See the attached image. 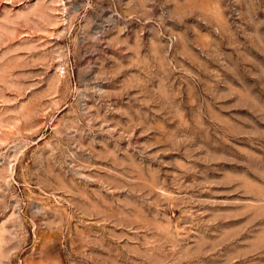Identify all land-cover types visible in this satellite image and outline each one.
<instances>
[{"label": "rangeland", "instance_id": "obj_1", "mask_svg": "<svg viewBox=\"0 0 264 264\" xmlns=\"http://www.w3.org/2000/svg\"><path fill=\"white\" fill-rule=\"evenodd\" d=\"M0 264H264V0H0Z\"/></svg>", "mask_w": 264, "mask_h": 264}]
</instances>
